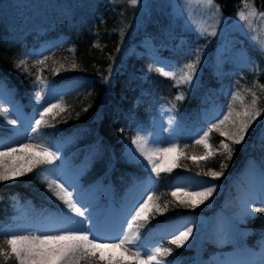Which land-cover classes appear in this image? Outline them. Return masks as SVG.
Here are the masks:
<instances>
[{
    "label": "trees",
    "instance_id": "16d2710c",
    "mask_svg": "<svg viewBox=\"0 0 264 264\" xmlns=\"http://www.w3.org/2000/svg\"><path fill=\"white\" fill-rule=\"evenodd\" d=\"M26 1L22 5L9 2L0 6V81L6 85L2 93L18 103L23 108L24 116L34 123L44 101L38 103L36 100L39 80H43L49 90H57L65 84L80 89L77 93L67 95L64 89L61 97L64 111L57 110L59 114L55 118L54 114L48 115L37 132L46 141H66L78 134L91 136V143L84 142L82 146L77 143L72 150L78 152L86 149V153L87 150H93L95 154L101 155V160L89 169L86 167L87 162L81 163L79 172L90 173L88 185L100 182L109 188L110 197L103 201L109 209L112 208L110 214L120 208L123 197L135 182L151 181L154 187V204L161 209L167 205V210L160 214L152 209L148 220L138 227L139 238L146 243L156 241L160 247L172 249L171 256H158L160 261L175 258L177 264H199L203 258L220 256L219 252L257 249L264 241V213H256L244 225H237L238 236L233 239L229 248L217 246L210 241H206L207 247L204 245L198 250L178 248L169 243L167 236L161 237L158 231L170 222L186 216L203 214L210 217L214 212V209L205 211L198 206H181L171 196V185L175 179L193 176L217 184L221 188L219 203H222L224 197L234 193L233 183L239 179L249 161L259 163L264 154V141L260 139L264 135V60L258 59L263 63L260 74H243L240 77L244 80L243 88L256 100L255 112L259 116L249 129L245 143L234 145L230 139L220 134L223 132V124L219 130L212 127L219 123L221 115L227 109L225 106L213 122L200 121L202 111L207 110L212 99L210 90L216 89L218 85L213 75V45L202 65L198 86L190 91L186 87L177 86L170 77L161 75L157 70L159 68L141 72L140 67L147 62L150 65L152 63L146 55L126 56L128 47L146 33H133L134 8L120 5L116 0H111L113 3L106 2L109 0H72L71 3L63 0ZM244 1L246 0H213L221 16L235 14ZM247 1L259 12H264V0ZM62 3L68 5V8L64 9ZM162 27L157 29L162 32V41L155 43L160 49L156 51L157 54L161 51L165 55L167 52L163 50L166 49L162 47H174L181 36L189 44L196 38V32L184 26ZM153 28L149 27L147 31H153ZM57 38L65 39L64 48L55 44L40 54L28 52V56H24L25 51H36L40 44ZM21 61L24 63L21 64ZM40 61L44 63L41 64ZM237 87L240 88V85ZM179 95H183L184 99L176 100ZM162 105L174 112L184 128L199 123L208 132L207 143L210 147L206 149L201 144H196L190 136L183 135L177 143L179 153L182 154L177 153L172 170L162 172L159 178L156 175L150 178L141 166L127 163L122 152L124 145L135 138L139 128L149 124ZM5 119L6 115H0V124ZM14 132V129L0 126V137H5L10 142L16 138ZM221 142L233 148L231 161L226 160V154L220 147ZM209 151L213 154L207 160L192 159ZM222 162L227 163L228 167L219 180H210L204 175L209 170L220 171ZM46 167L47 165H38L22 177L0 182V249L10 252L6 244L9 238L8 226L14 221L17 205L29 206L31 213L36 212L37 217L54 214L58 219H69L62 210L61 202L48 191V183L42 179ZM0 264L18 262L14 255L0 256ZM80 264H88V260L81 259ZM99 264H106V261H100Z\"/></svg>",
    "mask_w": 264,
    "mask_h": 264
},
{
    "label": "rangeland",
    "instance_id": "374dc122",
    "mask_svg": "<svg viewBox=\"0 0 264 264\" xmlns=\"http://www.w3.org/2000/svg\"><path fill=\"white\" fill-rule=\"evenodd\" d=\"M70 1L72 0H63V2L71 3ZM116 1L120 5L134 8L133 33L141 31L140 33L144 34L146 31L145 35H142L140 40L132 43L126 51V56L134 54L137 57L146 55L150 58L151 65L148 62L145 63L143 67L139 68L141 72L148 71L151 68L171 69L174 75L170 78L177 86L194 91L198 86V77L202 73V65L205 58L209 56L213 45V75L217 79L218 85L216 89L210 90L212 99L207 110L202 111L200 121H203V123L213 122L225 106L227 109L221 115L220 120H223L225 116L229 117L224 122L222 129L223 132L230 135L235 131V127L241 120L247 119L243 115L246 110L249 113H255L256 100L249 94L248 90L243 88L242 83H244V80H241L243 74L258 75L263 71V63L258 59L264 60V17L259 15L261 12L256 10L251 2L244 1L241 8L233 15L221 16L214 2L212 6H209L206 0H137L135 4L123 0ZM9 2H14V5L27 3L26 0H0V6ZM106 2L110 3L112 1ZM61 5L64 9L68 8V5L64 3ZM241 12H243L245 19H240L239 13ZM41 18H44V16H41ZM163 25H170L171 27L184 26L186 29H193L196 32V38L189 44L181 36L174 47L169 49L162 47V49H166L163 50V52H167L165 55H162L161 51L157 54L156 51L160 49L155 43L162 41V32H158L157 29L163 28ZM149 27H154L153 31H147ZM213 31L216 33L215 35H211ZM55 44L62 47L66 45V41L64 38L46 41L40 44L36 51H25L24 56H28V52L40 54ZM196 53H199V64L196 66V75L193 76L192 83H179L180 76L188 71L186 65L195 62ZM239 85L240 88L237 87ZM38 88L42 97L41 100H44L40 106V111H42L43 106L50 103L61 105L64 89L66 91L65 95H67L73 87H68L65 84L62 87L59 86L57 90H49L44 83H39ZM77 89H74L75 92H77ZM0 105H3L6 112V119L0 124L1 128L14 129V134H16L13 142L5 137H0V141L12 143L17 147L29 142L44 144L56 153L58 159L52 165H47L42 174V179L47 182L46 176L54 177L58 183L63 184L73 192L74 199H78L80 204L84 205L82 211L86 215L91 214L92 216V220L84 226L85 228H93V225H95L94 232L117 242L127 236L136 242V245H129L128 247L140 246L141 255L144 259H147L145 253L154 254L155 247H160L158 242L146 243L139 238L140 231L138 227L143 225L145 221L139 220L132 223L129 218V209L138 206L137 202L146 199L147 194L154 195V187L151 181L147 183L135 182L123 197L120 208L114 214H110L112 208L109 210L103 201L110 196L109 188L104 187L100 182L91 186L88 185L90 173L88 171L85 173L79 172L81 163L87 162L86 167L89 169L101 160V155L95 154L93 150H87V153L86 149L78 152L72 150L77 143L81 146L84 142L91 143V136L87 134L86 137L78 134L75 137L67 138L66 141H46L45 138L39 136L37 131H32L35 122H29L30 120L23 114V108L4 92H0ZM37 119H39V115H37ZM8 120L15 121V124H9ZM201 127L199 123L189 128L182 127L174 112L162 105L157 109L149 124L137 130L134 139L139 140V144L145 152H152L160 148L176 146L183 135L190 136L195 141L202 138L204 128ZM225 137L227 138V136ZM132 141L124 145L123 158L127 163L141 166L147 177L155 176L151 172V165L140 154L137 145L133 144ZM202 146L204 147V145ZM0 150L7 151V148ZM33 155V152H20L12 157L0 159V165L26 167ZM176 158L177 153H173L163 161L158 160L157 163L163 162L166 167L172 166ZM48 169L53 171H47ZM199 181L205 180L193 176H182L171 185V190H176L177 186H184L187 190L198 188L200 187ZM220 191L221 188L218 186V190L213 194V197L209 198V201L198 205V208L205 211L214 209L210 217L203 214L186 216L177 222L174 221L171 230L161 231L159 235H166L171 239L178 231L191 227L192 236L186 242V244H191L190 248L198 250L204 245L207 247L206 241H210L217 246L229 245L233 241V236L237 235L236 226L244 225L256 214L253 212L251 217L245 216V208L249 205L253 208L259 206L261 201L264 200V154L258 164L252 160L249 161L247 168L239 179L233 183L234 193L224 197L222 203H219ZM181 199L184 198L181 197ZM58 201L61 202L62 210L71 220L81 219V217L70 212L62 201ZM31 211L29 206L17 205V214L13 223L8 226L9 238L13 234L36 235L41 232L57 231L70 223L69 219L60 217L58 219L54 214H51L52 216L42 215L37 217V213H31ZM134 214V212L131 213V215ZM126 223L132 224L130 230ZM220 253L223 252H219L218 255H222ZM107 256L108 253H105L104 261L107 260ZM76 259L80 264L81 259L79 257ZM153 264H164V262L157 258V261ZM199 264H264V242L256 251H237L223 257L203 258L199 261Z\"/></svg>",
    "mask_w": 264,
    "mask_h": 264
},
{
    "label": "snow or ice",
    "instance_id": "6c2138e0",
    "mask_svg": "<svg viewBox=\"0 0 264 264\" xmlns=\"http://www.w3.org/2000/svg\"><path fill=\"white\" fill-rule=\"evenodd\" d=\"M133 4L136 0H131ZM209 6L213 5V0H206ZM219 9L217 8V11ZM240 19H245L243 12L239 13ZM264 17V12L259 13ZM213 31L211 35H215ZM196 60L193 63H188L186 68L188 71L184 72L179 78V83L191 84L193 76L196 75V66L199 64V53L195 54ZM24 62L21 61V64ZM41 64L44 61H40ZM75 67V65H73ZM161 75L171 77L174 73L163 68L157 69ZM39 80V78H38ZM40 83H44L43 80H39ZM6 85L3 81H0V92L4 90ZM42 97L38 92L36 93V100L39 103ZM184 96L179 95L176 100H183ZM64 111L62 106L57 103H50L47 106H43V110L39 111V119L35 120V128L32 129L36 132L40 125L45 122V118L54 114L58 115L57 111ZM87 109H85L86 111ZM5 109L3 105H0V115H5ZM247 119H243L235 127L230 135L221 132L222 136H227L234 145H242L245 143L246 136L249 134V129L252 127L256 117L259 116L258 112L249 113L247 110L243 113ZM228 116H225L223 120H220L218 124H213V128L219 130L220 125L224 124L228 120ZM9 124H15V121L8 120ZM211 130V129H210ZM208 132L203 134V137L195 141L196 144H202L207 149L210 146L207 143ZM260 139L264 141V135H261ZM133 144H136L140 154L151 165V172L159 178L162 172H170L172 166H165L163 162L157 163L158 160L163 161L173 153H179L177 146L164 147L152 152H145L144 148L140 146L139 140L134 139ZM220 147L223 149V153L226 154V160L231 161L233 158V148L227 143L221 142ZM7 148V151L0 150V159L6 157H12L20 152H33L34 155L30 157V164L27 167L21 166H9L7 164L0 165V182H9L24 176L26 173L31 172L33 168L38 165H52L53 162L58 159L56 153L50 150V147L39 143H24L17 147L12 143H4L0 141V149ZM182 154V153H179ZM212 152H206L203 156L192 157L194 160L202 159L207 160ZM135 158V157H134ZM228 164L222 162L220 165V171L209 170L204 173L210 180H219L224 176L225 170ZM47 171H53L48 169ZM45 179L48 182V191L52 192L55 197L62 201L70 212L81 217L80 220H71L70 223L57 231L41 232L36 235L32 234H13L11 238L6 240V244L10 249V252L0 249V256L8 257L15 255L18 264H79L76 259H87L88 264H99L100 261L105 260V253H108L106 264H153L157 261L158 256H171L172 249L155 247L154 254L145 253L147 259L142 258L141 247L134 246L129 248V245H136V242L124 236L119 239L118 242L114 239L104 238L98 233L93 231V228H85L84 226L92 220L91 214H87L82 211L84 205L80 204L78 199H74L73 192L66 188L63 184L58 183L57 179L51 176H46ZM200 187L187 190L184 186H177L176 190L171 191V196L179 201L180 205L186 208H195L198 205L204 204L205 201H209V198L213 197V194L218 190V185L210 183V181H199ZM183 197L184 199H181ZM155 197L153 194H147L146 199H142L137 202L138 206H134L129 209V218L132 223L139 220L147 221L152 209H155L156 213L163 214L167 210V205L163 209L153 203ZM79 205V206H78ZM134 212V215L131 213ZM264 213V200L256 207L251 205L247 206L244 210L245 216L251 217L252 213ZM126 226L130 230L131 223H126ZM192 236V228L186 227L183 230L174 234L169 243L175 245L178 248L191 247V244H186L189 238ZM164 264H177L175 258L171 261H165Z\"/></svg>",
    "mask_w": 264,
    "mask_h": 264
},
{
    "label": "bare ground",
    "instance_id": "6f19581e",
    "mask_svg": "<svg viewBox=\"0 0 264 264\" xmlns=\"http://www.w3.org/2000/svg\"><path fill=\"white\" fill-rule=\"evenodd\" d=\"M253 218V217H252Z\"/></svg>",
    "mask_w": 264,
    "mask_h": 264
}]
</instances>
